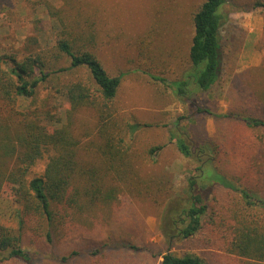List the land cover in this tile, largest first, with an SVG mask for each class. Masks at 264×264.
Here are the masks:
<instances>
[{
    "label": "rangeland",
    "instance_id": "374dc122",
    "mask_svg": "<svg viewBox=\"0 0 264 264\" xmlns=\"http://www.w3.org/2000/svg\"><path fill=\"white\" fill-rule=\"evenodd\" d=\"M40 1L0 0V45L4 49L19 53L34 50L30 42L42 31L48 32L50 19L39 7ZM203 1L56 2L55 8L73 31L92 39V51L111 75L129 72L109 120L121 131L123 151L133 167L125 178L113 173L107 177L106 185L120 192L115 203L80 216L87 226L54 245L46 242L45 223L39 219L26 223L24 247L34 256L32 264H65L61 258L73 251L77 255L69 264H161L168 251L161 232L163 214L175 201L187 197L189 178L198 165L170 142V132L176 127L188 141L207 145L214 167L228 180L264 198V126L247 127L240 120L246 116L264 121V8L254 7L264 0H236L223 8L228 20L221 29L220 79L209 91L200 93L193 105L180 101L170 88L142 72L152 68L151 72H165L171 79L183 70L194 34L193 16ZM76 76L83 77L85 72ZM65 106L62 96L41 91L37 107L52 120L62 117ZM230 114L233 117H219ZM70 123L79 142L81 165L102 167L95 111L78 112ZM132 125L140 127L131 133L128 127ZM157 146L162 149L150 155ZM45 164L46 160L39 162L31 176L42 172ZM208 202L204 229L191 239L176 242L171 253L196 255L207 264H246V259L231 251V242L238 228L264 225V208L248 207L239 193L223 187L215 189ZM17 210L10 201L0 199V225L18 228ZM98 246L102 253L91 257L90 252Z\"/></svg>",
    "mask_w": 264,
    "mask_h": 264
},
{
    "label": "trees",
    "instance_id": "16d2710c",
    "mask_svg": "<svg viewBox=\"0 0 264 264\" xmlns=\"http://www.w3.org/2000/svg\"><path fill=\"white\" fill-rule=\"evenodd\" d=\"M57 1L41 0L38 4L50 23L48 32L42 31L40 37L30 42L34 50L27 48L19 53L0 45V199L17 206L19 225L16 229L0 225V263H33L34 256L24 247L23 236V228L30 220L39 219L46 224L48 245L85 228L87 222L80 216L118 199L119 189L106 185L107 177L113 173L116 178H125L133 167L131 158L123 151L121 131L115 121L109 120L122 80L129 72L111 75L92 51V39L73 31L55 8ZM233 1L236 0L203 1L193 16L188 61L179 74L167 79L165 72L155 74L152 68L142 72L170 88L180 101L193 105L200 93L209 91L220 79L221 29L228 20L222 10ZM254 7L264 8V1L256 2ZM38 20L44 21L41 17ZM79 71L85 72V76H76ZM42 90L64 98L66 106L61 118L52 120L39 111L37 103ZM84 110L95 111L99 120L96 138L104 161L100 168H87L78 160L79 142L70 119ZM198 111L212 114L204 108ZM240 120L247 127L264 126V121L257 117L241 116ZM139 127L132 125L128 130L133 133ZM174 129L170 142L183 157L194 159L198 165L189 178L187 197L175 201L163 214L161 232L168 251L161 264H207L196 255L178 257L170 250L176 242L191 239L204 229L210 194L223 187L239 193L250 208H264V198L237 187L214 167L207 145L188 141L177 127ZM161 149L153 147L150 155ZM45 160L43 171L31 176L34 167ZM208 168L210 173L206 176ZM231 251L246 259V264H264V225L238 228ZM101 253L98 246L90 256L98 257ZM75 255L77 252L73 251L63 256L61 262L69 264Z\"/></svg>",
    "mask_w": 264,
    "mask_h": 264
}]
</instances>
